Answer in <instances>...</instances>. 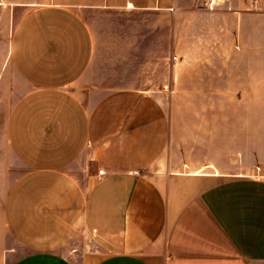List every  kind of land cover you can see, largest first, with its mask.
<instances>
[{
  "label": "crops",
  "instance_id": "crops-1",
  "mask_svg": "<svg viewBox=\"0 0 264 264\" xmlns=\"http://www.w3.org/2000/svg\"><path fill=\"white\" fill-rule=\"evenodd\" d=\"M72 1L29 11L12 36L22 89L0 96V264L8 237L23 251L12 264H78L65 249L82 236L94 251L79 264H264V174L182 165L161 96L123 74L134 43L103 42L84 16L149 18L177 4ZM242 5L248 93L264 101V13Z\"/></svg>",
  "mask_w": 264,
  "mask_h": 264
},
{
  "label": "rangeland",
  "instance_id": "rangeland-1",
  "mask_svg": "<svg viewBox=\"0 0 264 264\" xmlns=\"http://www.w3.org/2000/svg\"><path fill=\"white\" fill-rule=\"evenodd\" d=\"M172 1L178 10L149 18L96 16L89 10L84 16L103 42L118 43L122 37L134 43L123 74L128 84L144 82L136 88L161 96L172 123L169 149L182 165L232 175L254 169L251 174L263 175L259 167L264 161V101L248 93L254 89V80L249 79L254 38L240 33L239 0ZM242 1L246 5L241 10H252L249 3L254 0ZM258 2L257 10L264 13V0ZM71 4L72 0H0V96L21 93L11 62L12 36L19 21L36 8ZM6 245L2 264H12L23 251L9 237ZM93 251L88 236L65 249L66 256L78 264Z\"/></svg>",
  "mask_w": 264,
  "mask_h": 264
},
{
  "label": "built area",
  "instance_id": "built-area-1",
  "mask_svg": "<svg viewBox=\"0 0 264 264\" xmlns=\"http://www.w3.org/2000/svg\"><path fill=\"white\" fill-rule=\"evenodd\" d=\"M173 10V9H172Z\"/></svg>",
  "mask_w": 264,
  "mask_h": 264
}]
</instances>
